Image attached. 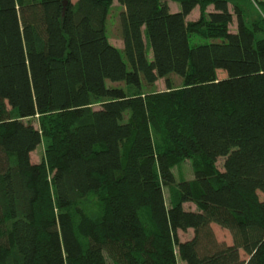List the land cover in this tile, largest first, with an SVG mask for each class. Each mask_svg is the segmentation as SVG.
<instances>
[{
    "label": "trees",
    "instance_id": "obj_1",
    "mask_svg": "<svg viewBox=\"0 0 264 264\" xmlns=\"http://www.w3.org/2000/svg\"><path fill=\"white\" fill-rule=\"evenodd\" d=\"M112 1L0 0V264H264V18L249 27L227 0H174L179 13L115 0L121 55L106 37ZM171 75L182 88L164 94L168 114L141 89ZM195 158L208 169L176 183L172 169ZM98 193L93 220L77 203Z\"/></svg>",
    "mask_w": 264,
    "mask_h": 264
},
{
    "label": "rangeland",
    "instance_id": "obj_2",
    "mask_svg": "<svg viewBox=\"0 0 264 264\" xmlns=\"http://www.w3.org/2000/svg\"><path fill=\"white\" fill-rule=\"evenodd\" d=\"M228 1V7L229 11L233 13V7L234 6H239L244 13L245 16V21L246 24L249 27H252L254 25H259L262 22V19L264 18V0H255L253 2L252 0H227ZM162 3H167L169 6V9L171 13H179L180 7L178 3L174 0H161ZM122 11V8L117 4V2L114 0L112 1L109 14L107 17L106 21V37L108 42L119 51L121 55H123V46H122V41L120 38V30H119V15ZM212 11V7H207L206 10L202 13L200 11V8H196L191 15L186 19L187 23L195 22L198 21L201 17V14H203L204 19L206 18V15ZM229 31L230 32H235L236 31V19L233 16V23L231 26H229ZM144 37L146 40V45H147V57L148 59L151 60V49L148 45V40L146 33L144 32ZM260 37V36H259ZM189 42L191 46L195 45H201L205 43H210L211 40H204L202 38H199L197 36L191 35L189 37ZM216 75L218 79L226 78V75L222 71L216 72ZM169 85V89H167V86ZM109 87L112 88H120V89H125V86L123 84H108ZM182 88V81L177 78L174 75H171L169 79L167 80H159L156 82L153 86H143L141 89V93L143 97H148L150 95L155 96L156 98H159V100L162 103V108L165 107L166 112L169 114L171 105L169 103V100L167 98H163L164 94L167 93V90H170L169 92H173L176 90H180ZM94 109H99L98 105H94ZM130 119V113H127L125 115V120ZM30 124H32L36 129H41L40 125V118L36 117L34 119H31L28 121ZM46 123L49 124V119L46 120ZM48 124H45V127H50ZM40 125V126H39ZM40 127V128H39ZM47 129L45 130V132ZM42 132L43 135V140L41 145L36 149V151L31 155V161L35 164L44 162V154H45V149L47 145L49 144V139L46 137V133ZM153 143L156 147L157 150H163L167 146V141L165 140L163 134H156V132L153 130L151 131ZM223 162L224 159H219L213 166L210 167V172L213 173H219L222 172L223 170ZM208 169L205 166V163L200 160L199 158L191 159L188 161H184L178 165H176L172 169V174L175 177V182H190L194 179V172L197 169ZM164 198H165V203L167 207H170L171 205V198L173 194L175 193V187L172 189H167L164 188ZM102 199H103V194L98 193V194H89L85 199L77 203V206L91 219L93 220H98L101 212H102ZM184 210L186 211H195L196 208L194 205H189L185 204L183 206ZM142 217V223L147 226V220L146 217L141 215ZM214 234L216 236V239L220 243H225L226 245H231L232 244V239L228 231L222 230L219 227L212 225ZM192 236V232L189 231L186 234L179 233V241L180 242H185L189 240ZM108 264H113L109 260H107ZM178 264H183L180 261H178Z\"/></svg>",
    "mask_w": 264,
    "mask_h": 264
},
{
    "label": "water",
    "instance_id": "obj_3",
    "mask_svg": "<svg viewBox=\"0 0 264 264\" xmlns=\"http://www.w3.org/2000/svg\"><path fill=\"white\" fill-rule=\"evenodd\" d=\"M63 6H64V9H63V12H62V17L64 16V13H65L66 2L63 3Z\"/></svg>",
    "mask_w": 264,
    "mask_h": 264
}]
</instances>
